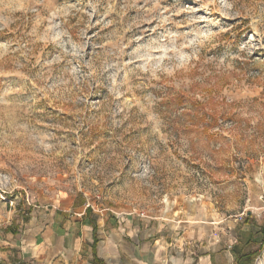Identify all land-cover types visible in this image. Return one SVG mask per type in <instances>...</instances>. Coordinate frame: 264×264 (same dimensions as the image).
Here are the masks:
<instances>
[{"label": "rangeland", "instance_id": "374dc122", "mask_svg": "<svg viewBox=\"0 0 264 264\" xmlns=\"http://www.w3.org/2000/svg\"><path fill=\"white\" fill-rule=\"evenodd\" d=\"M77 192L164 217L264 204V0H0V228Z\"/></svg>", "mask_w": 264, "mask_h": 264}, {"label": "crops", "instance_id": "0c3cea01", "mask_svg": "<svg viewBox=\"0 0 264 264\" xmlns=\"http://www.w3.org/2000/svg\"><path fill=\"white\" fill-rule=\"evenodd\" d=\"M181 210L141 215L59 195L0 228V264H264V204L234 217L210 204Z\"/></svg>", "mask_w": 264, "mask_h": 264}, {"label": "trees", "instance_id": "16d2710c", "mask_svg": "<svg viewBox=\"0 0 264 264\" xmlns=\"http://www.w3.org/2000/svg\"><path fill=\"white\" fill-rule=\"evenodd\" d=\"M188 92L186 91H182L180 93L177 94L178 98L180 99V104L183 105H187L188 103L192 104V107L190 108V110H195L196 112L193 114V117H201V121L205 122L203 123V127L208 129L210 128L211 125H214L215 123L218 122L219 118L217 117V115H215L214 113V109L211 110H207L205 107L206 105H208L209 102H211L213 99L209 98L208 101H201L199 99H196L190 95H187ZM190 101V102H189ZM193 118V119H194ZM195 124H199V122L196 120ZM199 125H197L198 127ZM199 129V128H198ZM249 219V215L246 216V219ZM264 228V226H262V229Z\"/></svg>", "mask_w": 264, "mask_h": 264}]
</instances>
